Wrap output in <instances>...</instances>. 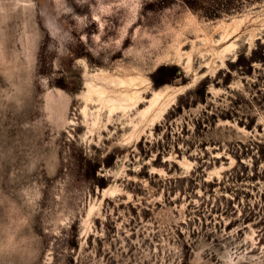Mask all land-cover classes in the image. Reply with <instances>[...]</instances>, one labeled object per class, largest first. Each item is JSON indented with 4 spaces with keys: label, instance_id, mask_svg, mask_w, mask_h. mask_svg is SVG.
Masks as SVG:
<instances>
[{
    "label": "rangeland",
    "instance_id": "rangeland-1",
    "mask_svg": "<svg viewBox=\"0 0 264 264\" xmlns=\"http://www.w3.org/2000/svg\"><path fill=\"white\" fill-rule=\"evenodd\" d=\"M0 264H264V0H0Z\"/></svg>",
    "mask_w": 264,
    "mask_h": 264
},
{
    "label": "bare ground",
    "instance_id": "bare-ground-1",
    "mask_svg": "<svg viewBox=\"0 0 264 264\" xmlns=\"http://www.w3.org/2000/svg\"><path fill=\"white\" fill-rule=\"evenodd\" d=\"M235 46H236L235 43L231 42L230 44H228L226 46H223V48L220 49V51L217 52V57H218V60H219L218 63L220 62L219 66L220 65L221 66L225 65V61L227 60V56L229 54L233 53V50H234ZM233 57H235V54L233 55ZM96 75H97V73H96ZM98 75H99V78H98L99 79V81H98L99 83H94V82H92V84L88 83L87 84L88 92L90 94H92V97H91L92 102H98L101 107H104L106 109L108 115H111L116 110L125 111L129 107L137 106L141 102L145 101V102H147L148 105L145 108H143V109L141 108V110H138V112L136 114H137V117L139 119L138 121L140 123H141L142 120H144V119H146L148 117L149 125L152 127L155 124V122L157 121V119L161 118V116L164 115V113L166 112L168 107H170V105L173 104V102L175 100L174 99V96H175L174 94L172 96H170V97H167V95H166V92H167L166 89L167 88H163V89L160 88V89L153 90L151 92V96L148 99H145L144 95H142L141 91H139V90H136L134 93H129L126 90V88L128 86L129 87L130 86H135V88H137L136 86H138V84H136L134 82L135 80L128 79L129 81L128 80L126 81V79L118 80V78L116 80L115 78L113 79L112 76H109V75H112V74H108L107 75L105 72L101 73V75L98 73ZM202 76H204V74ZM116 77H118V76H116ZM113 87H117L120 90L118 91V89H116L117 91H115V89ZM111 92H115V93L118 92L117 94H119V97L118 96L113 97V95L111 96ZM99 110H100V108H97L94 112H92L93 119H92V126L91 127L96 126V124L98 123V118H99V114H100ZM107 122H109V120ZM107 122H106V124H107ZM130 123L132 124V122H130ZM145 123H147V122H145ZM104 124L102 126H104ZM136 125H137V121H136V124L134 126H136ZM144 125L145 124H143V126ZM140 126H141V124H140ZM131 128L134 129L133 126ZM137 129H138V126H137ZM93 130H94V128H93ZM107 191H109V190H107Z\"/></svg>",
    "mask_w": 264,
    "mask_h": 264
}]
</instances>
